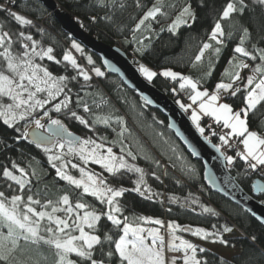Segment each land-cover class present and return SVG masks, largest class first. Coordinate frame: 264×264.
<instances>
[{
    "label": "snow or ice",
    "instance_id": "1",
    "mask_svg": "<svg viewBox=\"0 0 264 264\" xmlns=\"http://www.w3.org/2000/svg\"><path fill=\"white\" fill-rule=\"evenodd\" d=\"M94 2L100 9L125 7L122 0ZM135 3L137 7H142L140 0H135ZM254 3L264 8V0H254ZM166 6L175 8L174 4L166 5L165 0H155L138 19L133 31H140L142 27L150 30L151 24L148 22L156 21L158 16L168 15L164 10ZM248 9L247 0H227L209 35V40L214 41L216 46L203 43L195 61H201L209 49L218 56L225 44L224 37L233 35L232 32L225 33L223 21L242 17ZM0 12L6 13V19L21 27L35 28L43 37L45 30L38 27L32 19L12 11L4 4H0ZM91 19L95 22L97 17L93 16ZM103 19L111 20L112 17L106 12ZM195 20L196 15L191 5L185 3L168 25V30L175 32L181 25ZM239 32V41L234 47V53L238 56L234 55L228 61L230 67L225 68L223 73L232 82L217 83L212 94L207 90H199L197 82L188 76H181L171 70L162 74L173 80L179 77L182 81L180 88H190L193 93L190 96L192 102L195 104L199 101L200 113L214 117L217 123L223 122V127L229 131L220 136L221 141L228 143L226 137L240 138L243 151L237 152V156L255 170L258 166H264V135L250 130L248 115L264 102V46H261L264 35L254 42L249 27L243 24L239 25ZM71 47L77 52H83L80 44L75 41ZM45 60L61 63L54 55V48L45 46L43 39L34 38L30 31L6 30V25L0 23V121L18 132L21 122H24L25 129L34 125L31 133L25 130L22 137L26 139L31 134L35 138L33 143L48 154V162L55 170V176L59 181L65 182V186L56 187L53 193L47 184L43 189L38 187L41 177L35 169L29 172L14 161L11 169L3 167V178L12 182L8 184L12 194L6 195L5 191H0V264H208L205 257L209 249L198 246L177 233L190 232L206 241L211 239L213 243L228 246L229 241L224 238L223 233H231L233 228L224 225L218 229L216 225H212L213 230L208 231L202 227L193 229L190 225L182 226L175 221H168L166 239L161 231L165 228V221L151 216L124 215L126 205L121 198L125 193L135 192L146 199H152L154 194L145 179V169L135 163L137 154L124 143V134L128 129L124 126L123 118L96 115L78 95L76 106L82 107L84 113L94 118L90 122L72 110L70 105L73 104V96L69 83L76 80L77 76H82L84 81L91 80V76L81 68L70 51L63 54L62 60L67 62L65 68L70 66L77 70V75L69 77L54 74L50 66L44 63ZM249 60L258 63L250 64L247 62ZM88 62L93 63L90 56ZM245 69L252 74L246 77L243 88H234L235 82L241 81V71ZM93 71L98 77L104 75L99 68H94ZM113 71L118 69L113 68ZM139 71L149 81L156 76L155 72L143 64L139 66ZM222 91L233 97L241 91L245 92V106L234 110L228 103H219ZM93 103L100 108L101 104L95 101ZM181 107L185 106L181 104ZM53 112H63L91 130H94L93 125L96 124L111 127V122L115 120L121 128L117 132L119 139L111 141V144L119 145V154L113 150V146H106V136L99 137L100 142L92 137L74 136L60 119L52 117ZM45 118L47 124L42 122ZM191 118L203 134L204 129L199 125V113L193 111ZM45 128L50 133L49 136L36 131ZM113 131L116 129L113 128ZM54 149L57 151L53 152ZM67 157L79 162L74 163ZM143 158L150 159L146 153ZM226 160L228 164L233 163L232 156H227ZM89 163L98 165L102 171L90 170L87 167ZM153 163L157 167L160 165L158 160ZM69 169L76 170L78 175H74ZM128 173L136 175L132 188L122 185V180ZM151 175L159 179L155 172ZM33 178L36 185L33 184ZM260 191L264 192V186H261ZM177 199L171 197L170 202ZM196 202L191 201L193 204ZM203 212L219 215L209 207H203ZM257 219L264 225V217ZM145 224L157 227H145ZM250 238L253 242L257 240L255 235ZM218 264L230 262L221 256Z\"/></svg>",
    "mask_w": 264,
    "mask_h": 264
},
{
    "label": "trees",
    "instance_id": "2",
    "mask_svg": "<svg viewBox=\"0 0 264 264\" xmlns=\"http://www.w3.org/2000/svg\"><path fill=\"white\" fill-rule=\"evenodd\" d=\"M56 1L77 19L86 32L109 45H120L131 61L138 59L141 64L154 69L157 73L151 83L175 102V97H171L168 93L171 77L161 75L162 69H169L181 76H188L197 82L199 88L212 90L217 83L230 80L223 75V71L228 61L234 55L238 56L234 53V47L239 41V25L243 24L249 27L254 42L264 35V28H262L264 26V8L255 4L254 0H247L249 9L242 17H235L233 21H223L225 33L232 32L233 35L224 37L225 44L221 47L220 54L217 56L213 50H206L201 62L196 64L195 57L203 43L209 40L211 29L227 0H179L181 5L185 3L191 5L196 20L189 21L187 25H181L175 32L169 31L168 26L162 25L154 35L149 34L148 31H133L136 19L145 8L151 7L154 0H140L142 7H137L135 0H122L125 4L123 9L119 7L100 9L95 6L94 0ZM9 2L33 17L37 21L34 23L45 31L41 37L35 28L21 27L16 22L6 19V13L0 12V23L6 25V30L30 31L34 38L43 39L44 45L52 46L54 55L58 60H61L60 64L44 61L54 71V74L69 77L77 75V70L70 66L65 68L67 62L62 60L63 54L69 51L68 47L71 46L73 40L61 29L52 14L36 0H14V2L10 0ZM106 12L112 17L111 20L103 19ZM93 16L97 17L95 22L91 19ZM161 28L164 30L161 31ZM212 44L214 47L216 46L215 43ZM261 46H264V43ZM82 49L83 52L78 55L79 59L89 68L98 67L103 70L99 59L87 49ZM89 56L93 61L91 64L88 62ZM247 62L258 63V61L250 60ZM175 80L174 84L177 85L180 78L177 77ZM68 86L72 89L73 104L70 105L72 110L77 111L79 115H83L90 122L94 118L92 115L84 113L82 107L76 106L78 95L89 104L95 114L110 112L119 115V111L123 112L146 143V145L143 144L150 159L145 160L142 157H137L135 163L145 169L147 173L145 179L154 195L152 199H146L135 192L125 193V196L121 198L122 203L126 205L124 215L151 216L165 221V224L168 221H175L182 226L190 225L193 229L202 227L208 231L213 230L212 225H216L218 229L227 225L233 228L231 233H223L224 238L229 241L228 246L213 243L211 239L206 241L201 237L193 236L190 232L181 233L192 236V243L201 247L204 246L200 241L229 248L232 250L231 255L223 257L230 264H264V227L243 208L211 192L204 185L201 162L192 159L181 147L168 128L166 118L162 114L152 109L136 92L127 89L114 75L104 73L103 76H97L96 79L91 77L89 81H84L82 76H77V79L71 81ZM187 90V96L190 98L192 91L190 88ZM245 95L246 93L243 91L234 97L226 93L222 96V100L230 104L234 110H238L245 106ZM93 101L101 104L100 108H97ZM102 101L107 103H102ZM52 117L60 119L70 131L79 135L80 138L92 137L100 142L98 138L106 136L108 138L106 146H113L111 141L117 140V135L112 127L96 124L93 125L94 130H91L80 124L79 121L69 118L63 112H53ZM208 118L207 116L201 118L203 124L199 125L203 129ZM248 123L250 130H255L258 133L264 132V102L249 112ZM23 124L24 122H21L18 125L20 127L18 132L14 128L3 125L0 121V191H5L6 195L12 194V189L8 188V184L12 182L3 178L2 169L5 166L11 169V164L14 161L29 172L35 169L41 177L38 187L43 189L47 184L54 193L55 188L65 186V182L59 181L55 176V170L48 162V154L42 148H37L36 144L28 138L22 137ZM132 134L138 138L135 131H132ZM113 150L119 154V145L113 146ZM227 156H232L234 161L233 166L229 168L230 173L246 192L251 193L253 179L246 174L247 163L240 159L236 153L230 152ZM157 157L170 165L164 166L160 162L157 167L153 163ZM74 162L78 163L79 161L74 159ZM130 162L132 161L130 160ZM90 165L92 170L102 171L99 166ZM69 170L74 175H78L76 170ZM152 172H155L159 179L152 176ZM135 179V174L128 173L124 176L122 185L132 188L134 187L132 181ZM33 184L36 185L35 178H33ZM13 187L16 186L13 184ZM171 197L178 199L175 202H170ZM256 198L263 202L264 194H260ZM88 199L92 200V198ZM193 200L197 202L191 203ZM202 206L214 209L219 215L203 212ZM150 226L155 225L150 224ZM162 229L167 232L166 226ZM252 235L257 237L255 242L250 238ZM165 238L167 239L166 235ZM221 256L209 249L205 258L208 264H218Z\"/></svg>",
    "mask_w": 264,
    "mask_h": 264
},
{
    "label": "water",
    "instance_id": "3",
    "mask_svg": "<svg viewBox=\"0 0 264 264\" xmlns=\"http://www.w3.org/2000/svg\"><path fill=\"white\" fill-rule=\"evenodd\" d=\"M36 1L52 14L61 29L73 41L99 59L105 74L116 76L127 89L136 92L152 109L166 118L168 128L181 147L192 159L201 162L202 180L211 192L240 206L260 223L257 217H264V203L256 197L264 194L260 191L264 181L255 178L251 183L252 192H246L227 168L226 159L221 150L200 133L188 114L174 100L140 74L138 68L122 49L109 45L86 32L77 19L63 9L56 0ZM113 68L118 71H113ZM32 129L34 127L28 129L29 133ZM36 131L43 136L50 135L46 128ZM68 131L79 137L73 131L69 129ZM27 138L32 143L35 139L31 134Z\"/></svg>",
    "mask_w": 264,
    "mask_h": 264
},
{
    "label": "rangeland",
    "instance_id": "4",
    "mask_svg": "<svg viewBox=\"0 0 264 264\" xmlns=\"http://www.w3.org/2000/svg\"><path fill=\"white\" fill-rule=\"evenodd\" d=\"M153 3H155V0H154V2ZM165 4L166 5H170V4H174L175 5V8H171V7H165V11L168 13V15L167 16H158V18H157V20L156 21H150V22H148V23H150L151 24V29L150 30H147V29H145V28H141V30L140 31H148V33L149 34H156V32H157V29H159L162 25H164V26H168L169 24H171L172 23V20L175 18V16L178 14V12H179V10H180V8L183 6V5H181V1H179V0H165ZM150 7V6H149ZM148 8V7H147ZM147 8H145V10H143V12H142V14L136 19V22H135V24L138 22V19L143 15V13L147 10ZM135 24H134V28H135ZM206 42H208V43H215L214 41H210V40H208V41H206ZM72 44V43H71ZM69 48V51L71 52V54L73 55V57L77 60V63L81 66V68H83L84 69V71H86L92 78L94 77L95 79H96V75H95V72L93 71V69L94 68H98V67H88V65L86 64V63H83L80 59H79V57H78V55H80L81 54V52H77L75 49H73L71 46H69L68 47ZM82 48V47H81ZM198 54H199V52H198ZM242 59V58H241ZM135 59L132 61L133 63H134V65L138 68V70H139V66L141 65V62L140 61H137L136 63H135ZM201 61H199V62H196L195 61V63L196 64H198V63H200ZM146 67H148V66H146ZM230 67V65L229 64H227V66L225 67V68H229ZM151 71H153V72H155V73H157L154 69H152V68H150V67H148ZM100 69V68H99ZM101 70V69H100ZM166 70H169V69H162L161 71H160V74L161 75H163L162 73L164 72V71H166ZM225 70V69H224ZM172 71V70H171ZM101 72H103L104 73V71L103 70H101ZM140 72V71H139ZM224 72V71H223ZM140 74L146 79V80H148L141 72H140ZM252 73H251V71L250 70H248V69H245V70H242L241 71V77H242V79H241V81H237V82H235V84H234V88L235 87H241V88H243V83L244 82H246V77L248 76V75H251ZM149 81V80H148ZM151 82V81H150ZM182 81L180 80V82L178 83V86L180 87V83H181ZM232 81L231 80H229L228 82H224V83H231ZM220 83V82H219ZM185 89H188V88H185ZM198 89L199 90H201V91H203V90H207V89H201V88H199L198 87ZM184 90V89H183ZM208 92H209V94H212V92L213 91H215V88L214 89H212V90H207ZM222 94H226L227 92H221ZM193 93H191V95H192ZM190 95V96H191ZM219 103H226V102H224L223 100H220L219 101ZM186 108H189L190 109V112H189V114H188V116H189V118H190V120L192 121V113H193V111H196L197 113H199V115H200V120H199V123H200V121H201V118L203 117V116H207V115H204L203 113H200V110H199V101L197 102V103H193L192 102V100L190 99V104H188L187 106H186ZM117 110H118V108H117ZM239 110V109H238ZM119 111V110H118ZM119 115H116V114H114V113H103V114H100V113H98V114H96V115H111V116H113V117H116V116H119V117H122L123 118V122H124V126H126L127 127V129H128V131L127 132H125V134H124V143L125 144H127V145H129L130 147H131V150L135 153V154H137V157H142L143 158V156H144V154L146 153L147 154V152H146V148H145V146H144V144L146 145V143L143 141V139H142V137H141V135L137 132V130L133 127V125L130 123V121L128 120V118L126 117V115L123 113V112H120L119 111ZM207 117H209L210 119H213L214 121H215V119H214V117H212V116H207ZM54 119H58V118H56V117H54ZM43 123H47V119L45 118V122H43ZM192 123H193V121H192ZM221 123L223 124V122L221 121ZM195 126H196V124L195 123H193ZM30 127H34V125H30V126H28V128L27 129H25V127H24V124H23V126H22V129H23V131H25V130H27L28 131V129L30 128ZM111 127L112 128H115L116 129V131H115V133H116V135H117V132H119L120 131V128H121V125L119 124V123H117V122H115V120H113L112 122H111ZM196 128H197V126H196ZM200 128H202L201 126H200ZM198 129V128H197ZM199 130V129H198ZM132 131H135V133H137V135H138V138H136L133 134H132ZM252 131H254V130H252ZM134 133V132H133ZM258 134H260V135H264V132L263 133H258ZM116 138L117 139H119L117 136H116ZM144 143V144H143ZM243 146V145H242ZM141 148L143 149L142 151H141ZM149 148V147H148ZM150 149V148H149ZM55 151H57L56 149H54L53 150V152H55ZM65 151H66V149H65ZM67 159H72L73 160V162H74V158H72V157H67ZM157 160L159 161V162H161V164L162 165H170L169 163H167V162H165V161H162L161 160V158H159V157H157ZM179 160H181V161H183L181 158H179ZM75 163V162H74ZM91 163H89L88 165H87V167L90 169V170H92L91 169V165H90ZM98 166V165H97ZM264 167V166H263ZM95 171V170H94ZM97 172V171H96ZM263 202H264V198H263ZM166 224H167V222H166ZM166 224H165V226H166ZM145 227H157L156 225L155 226H150V224H148V225H144ZM162 231H163V234L164 235H166V237H167V232L164 230V229H161ZM166 232V233H165ZM178 235H180V236H182L184 239H188L190 242H192V236H190V235H184L183 233H181V232H178L177 233ZM199 242V241H198ZM200 243L205 247V248H207V249H210V250H212V251H215V252H217V253H219V254H221L222 256H230L231 254V251L232 250H230L229 248H227V247H224V246H220V245H217V244H213V243H208V242H203V241H200ZM233 250H235V249H233Z\"/></svg>",
    "mask_w": 264,
    "mask_h": 264
},
{
    "label": "built area",
    "instance_id": "5",
    "mask_svg": "<svg viewBox=\"0 0 264 264\" xmlns=\"http://www.w3.org/2000/svg\"><path fill=\"white\" fill-rule=\"evenodd\" d=\"M10 0H0V4H4L7 5L8 7L11 8L12 11L17 12L18 14L24 15L26 18L32 19L34 22H37L33 17H31L30 15L24 13L23 11L17 9L14 4L12 2H9ZM39 23V22H38ZM41 24V23H39ZM121 49V46H117ZM135 63L137 61H139L138 59H135ZM176 82V80H173L171 78L170 80V89L168 91L169 95L172 97H175L176 102H178V104L181 106V104H183L185 107V110L187 114H189L190 109L186 108V106L188 104H190V99L187 96V89H181L178 84L175 85L174 83ZM202 121V120H201ZM200 121L199 124H203ZM42 122H45V119L42 120ZM229 131V129H226L223 127L222 123H217L216 121H214L213 119L208 118V120L206 121L205 125H204V136L210 140L215 146H217L221 152L225 155V159H226V155L229 154L230 152L236 153L237 152H241L243 151V146L242 144L239 143V138H235V137H226V139L228 140V143H224L223 141L220 140V136L224 135L225 133H227ZM234 161L232 164H228L227 160H226V166L229 169L231 166H233ZM246 168V174L249 177H252V182L254 181L255 178H259L262 181H264V167L263 166H258L255 170L251 169L248 164L245 166Z\"/></svg>",
    "mask_w": 264,
    "mask_h": 264
},
{
    "label": "crops",
    "instance_id": "6",
    "mask_svg": "<svg viewBox=\"0 0 264 264\" xmlns=\"http://www.w3.org/2000/svg\"><path fill=\"white\" fill-rule=\"evenodd\" d=\"M214 88H215V87H214ZM214 88H213V89H214ZM220 95H221V100H222V96H223L224 94L220 93ZM242 108H243V107H242ZM220 123H221V122H220ZM254 131H255V130H254Z\"/></svg>",
    "mask_w": 264,
    "mask_h": 264
}]
</instances>
